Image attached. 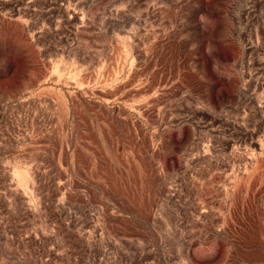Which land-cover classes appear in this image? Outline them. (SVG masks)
<instances>
[{"label": "rangeland", "instance_id": "1", "mask_svg": "<svg viewBox=\"0 0 264 264\" xmlns=\"http://www.w3.org/2000/svg\"><path fill=\"white\" fill-rule=\"evenodd\" d=\"M0 264H264V0H0Z\"/></svg>", "mask_w": 264, "mask_h": 264}]
</instances>
